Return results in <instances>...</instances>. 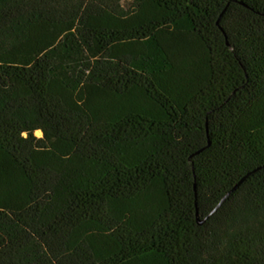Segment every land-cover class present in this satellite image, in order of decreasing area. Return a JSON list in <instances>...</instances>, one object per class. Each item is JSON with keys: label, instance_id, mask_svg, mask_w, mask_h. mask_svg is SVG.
Here are the masks:
<instances>
[{"label": "trees", "instance_id": "trees-1", "mask_svg": "<svg viewBox=\"0 0 264 264\" xmlns=\"http://www.w3.org/2000/svg\"><path fill=\"white\" fill-rule=\"evenodd\" d=\"M0 264H264V0H0Z\"/></svg>", "mask_w": 264, "mask_h": 264}, {"label": "water", "instance_id": "water-1", "mask_svg": "<svg viewBox=\"0 0 264 264\" xmlns=\"http://www.w3.org/2000/svg\"><path fill=\"white\" fill-rule=\"evenodd\" d=\"M246 176H244L222 199L221 201L219 202V204L205 217V219H207L209 216H211L218 208L219 206L224 202V200L229 196V194H231L235 189H237V187L240 185V183H242V181L245 179ZM197 217V215H196ZM204 220H199L198 217H197V223L199 225H201L204 221Z\"/></svg>", "mask_w": 264, "mask_h": 264}]
</instances>
